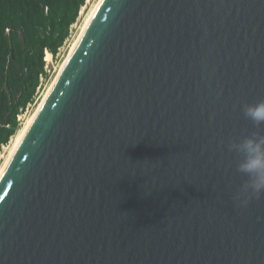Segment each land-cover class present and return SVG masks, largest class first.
<instances>
[{
    "label": "water",
    "instance_id": "95a60500",
    "mask_svg": "<svg viewBox=\"0 0 264 264\" xmlns=\"http://www.w3.org/2000/svg\"><path fill=\"white\" fill-rule=\"evenodd\" d=\"M264 99V0H101L0 177V264H264L232 140Z\"/></svg>",
    "mask_w": 264,
    "mask_h": 264
},
{
    "label": "trees",
    "instance_id": "16d2710c",
    "mask_svg": "<svg viewBox=\"0 0 264 264\" xmlns=\"http://www.w3.org/2000/svg\"><path fill=\"white\" fill-rule=\"evenodd\" d=\"M85 0H0V147L19 130L17 116L46 77Z\"/></svg>",
    "mask_w": 264,
    "mask_h": 264
},
{
    "label": "clouds",
    "instance_id": "9594fccd",
    "mask_svg": "<svg viewBox=\"0 0 264 264\" xmlns=\"http://www.w3.org/2000/svg\"><path fill=\"white\" fill-rule=\"evenodd\" d=\"M241 112L254 129L264 126V99L241 105ZM227 147L240 159L236 171L246 177L233 200L237 206L247 207L252 200H259L264 195V133L251 131L232 140Z\"/></svg>",
    "mask_w": 264,
    "mask_h": 264
},
{
    "label": "rangeland",
    "instance_id": "374dc122",
    "mask_svg": "<svg viewBox=\"0 0 264 264\" xmlns=\"http://www.w3.org/2000/svg\"><path fill=\"white\" fill-rule=\"evenodd\" d=\"M99 1L100 0H85L84 5L80 9L76 22L70 27V32H69L70 35L68 39L65 41L64 45L59 49L55 57L50 56L49 60H46L45 59L46 55H45L44 61L45 63H47L46 71H45L46 77L41 76L40 84L36 90V94L33 101L30 104H28L27 107L19 114V118H20V120H18L20 124L19 130L14 136L10 138L7 144L2 145L0 147V169L3 167L8 155L12 151L14 144L16 143L15 142L16 139H18L26 124L33 117L35 110L39 106L40 102L44 98V95L46 94L50 85L54 81V78L58 74L64 60L70 54V51L73 48L80 31L82 30L88 18L94 12V9L96 5H98Z\"/></svg>",
    "mask_w": 264,
    "mask_h": 264
},
{
    "label": "bare ground",
    "instance_id": "6f19581e",
    "mask_svg": "<svg viewBox=\"0 0 264 264\" xmlns=\"http://www.w3.org/2000/svg\"><path fill=\"white\" fill-rule=\"evenodd\" d=\"M100 2H101V0L98 2V5H99ZM98 5H96L94 11L96 10V8H97ZM93 13H94V12H93ZM93 13H92V15H93ZM92 15L88 18V20H87L86 23L84 24L82 30L80 31V33H79V35H78V37H77V39H76V42H75L73 48H72L71 51H70V54L72 53V51H73L74 48L76 47V45H77V43H78V41H79V39H80V37H81L83 31L85 30V28H86L88 22L90 21ZM70 54L68 55V57L70 56ZM68 57H67V58H68ZM49 58H50V54L48 53V54L46 55V58H45V59H46V60H49ZM67 58L64 60L62 66L64 65V63H65V61L67 60ZM62 66H61V68H62ZM61 68H60V69H61ZM59 71H60V70H59ZM58 73H59V72H58ZM57 75H58V74H57ZM57 75H56V77H57ZM56 77L54 78V80L56 79ZM53 82H54V81H53ZM53 82H52V84H53ZM52 84H51V85H52ZM51 85H50L49 89L51 88ZM49 89H48V91L46 92V94L44 95V98L42 99V101H43V100L45 99V97L47 96V94H48V92H49ZM42 101L40 102V104L42 103ZM40 104H39V106L37 107V109L35 110V112H34V114H33V117L31 118V120L26 124V126H25L24 129L22 130V133L20 134V136L18 137V139H16V141H15L16 143L14 144V147H13L12 151H11L10 154L8 155V157H7L6 161H5V164H4L3 167L0 169V177H1V175H2V173H3V171H4V169H5L6 165L8 164V162H9L11 156L13 155V153L15 152V150L17 149L19 143L22 141V139L24 138L25 134H26L27 131L29 130L30 125H31V123H32V121H33V118H34V116H35L37 110H38L39 107H40Z\"/></svg>",
    "mask_w": 264,
    "mask_h": 264
},
{
    "label": "built area",
    "instance_id": "2783aa9c",
    "mask_svg": "<svg viewBox=\"0 0 264 264\" xmlns=\"http://www.w3.org/2000/svg\"><path fill=\"white\" fill-rule=\"evenodd\" d=\"M48 53L45 51V55H47ZM51 56V55H50ZM47 62V61H46ZM46 66H47V63H45V66H44V70L46 71ZM40 80H41V76H40ZM17 120H20L19 118V115L17 116Z\"/></svg>",
    "mask_w": 264,
    "mask_h": 264
}]
</instances>
